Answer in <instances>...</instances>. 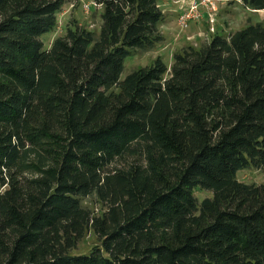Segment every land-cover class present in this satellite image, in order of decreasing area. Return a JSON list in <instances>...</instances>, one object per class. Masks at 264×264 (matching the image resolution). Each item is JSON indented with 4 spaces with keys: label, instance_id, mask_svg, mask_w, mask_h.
<instances>
[{
    "label": "trees",
    "instance_id": "1",
    "mask_svg": "<svg viewBox=\"0 0 264 264\" xmlns=\"http://www.w3.org/2000/svg\"><path fill=\"white\" fill-rule=\"evenodd\" d=\"M70 1L0 0V264H264V182L237 175H264V19L121 79L158 0H94L98 33L46 47Z\"/></svg>",
    "mask_w": 264,
    "mask_h": 264
},
{
    "label": "rangeland",
    "instance_id": "2",
    "mask_svg": "<svg viewBox=\"0 0 264 264\" xmlns=\"http://www.w3.org/2000/svg\"><path fill=\"white\" fill-rule=\"evenodd\" d=\"M191 3L199 5L196 17L190 19L186 28H182L178 20L179 14L184 7H190ZM158 4L164 12L160 31L165 39L153 48L134 51L125 61L121 79L134 69L150 65L158 56L162 57L170 70L173 54L182 50L187 44L199 47L214 35L229 37L231 32L255 25L264 19V10H251L238 0H158ZM101 11L102 8L94 0H71L57 13V27L51 32L44 33L41 39L45 46L49 47L57 36L65 34L72 22L98 33L101 25ZM237 175L239 180L247 184L264 182L263 173L254 167L242 169L237 172ZM2 190L3 187H0V191ZM193 191L199 202L205 197L212 196V192L207 189L197 187ZM82 202L96 214L106 209L95 196L84 198ZM99 244L93 230L88 231L74 252L87 253Z\"/></svg>",
    "mask_w": 264,
    "mask_h": 264
},
{
    "label": "built area",
    "instance_id": "3",
    "mask_svg": "<svg viewBox=\"0 0 264 264\" xmlns=\"http://www.w3.org/2000/svg\"><path fill=\"white\" fill-rule=\"evenodd\" d=\"M199 5L196 3H191L190 7H184L179 14L178 20L182 28H186L189 25L190 19L196 17V12Z\"/></svg>",
    "mask_w": 264,
    "mask_h": 264
}]
</instances>
